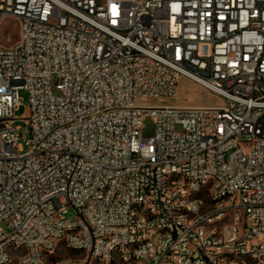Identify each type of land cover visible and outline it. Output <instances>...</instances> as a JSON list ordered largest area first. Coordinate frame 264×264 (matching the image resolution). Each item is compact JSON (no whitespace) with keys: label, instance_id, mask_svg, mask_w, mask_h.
I'll return each mask as SVG.
<instances>
[{"label":"built area","instance_id":"built-area-1","mask_svg":"<svg viewBox=\"0 0 264 264\" xmlns=\"http://www.w3.org/2000/svg\"><path fill=\"white\" fill-rule=\"evenodd\" d=\"M9 17L0 264H264V0H0ZM183 77L222 104L144 102ZM61 243L82 256L49 261Z\"/></svg>","mask_w":264,"mask_h":264},{"label":"rangeland","instance_id":"rangeland-1","mask_svg":"<svg viewBox=\"0 0 264 264\" xmlns=\"http://www.w3.org/2000/svg\"><path fill=\"white\" fill-rule=\"evenodd\" d=\"M20 38V28L18 21L14 18H5L0 23V42L5 45H11L18 41ZM148 104H171L178 106H197V105H208L216 106L222 104V99L203 87L201 84L189 79L188 77H183L179 83L177 94L174 97H163L160 100H147L144 101ZM17 120L15 121L16 126H20V137L19 142L23 144L25 151L28 150L26 141L31 137V127L28 122V117L30 115V103L29 95L27 90L22 89L20 91V105L15 111ZM178 131H182L181 126L177 127ZM156 123L150 117L144 120L143 136L150 137L155 134ZM76 217V212L74 209L70 208L66 214V219H74ZM52 259L49 261H54L56 259L65 257L82 256L79 253H75L70 250L64 243L59 244L58 248L54 251ZM7 264H18L17 259L13 262ZM114 264H122L117 261Z\"/></svg>","mask_w":264,"mask_h":264},{"label":"trees","instance_id":"trees-1","mask_svg":"<svg viewBox=\"0 0 264 264\" xmlns=\"http://www.w3.org/2000/svg\"><path fill=\"white\" fill-rule=\"evenodd\" d=\"M72 251L76 253V251H74V250H72Z\"/></svg>","mask_w":264,"mask_h":264}]
</instances>
